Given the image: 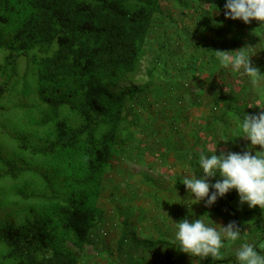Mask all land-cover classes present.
Wrapping results in <instances>:
<instances>
[{
    "label": "trees",
    "instance_id": "16d2710c",
    "mask_svg": "<svg viewBox=\"0 0 264 264\" xmlns=\"http://www.w3.org/2000/svg\"><path fill=\"white\" fill-rule=\"evenodd\" d=\"M161 12V0H0V109L24 113L27 131L10 138L40 160L0 148V264L86 259L107 171L132 137L126 114L141 90L122 86L140 73Z\"/></svg>",
    "mask_w": 264,
    "mask_h": 264
},
{
    "label": "rangeland",
    "instance_id": "374dc122",
    "mask_svg": "<svg viewBox=\"0 0 264 264\" xmlns=\"http://www.w3.org/2000/svg\"><path fill=\"white\" fill-rule=\"evenodd\" d=\"M226 2L161 0V17L152 29L148 55L141 64L140 73L134 81L122 86L141 90L129 103L126 114L128 131L124 137L127 133L132 137L126 145L121 144L120 154L107 171L99 201L105 221L92 231L82 264H208L206 258L187 253L180 260L179 246L144 242L148 184L156 187L154 179L146 180L144 174L157 169L158 163L162 170L165 164L166 167L175 166L174 160H199L201 153L220 155L219 149L209 145L222 141L235 145L238 150L246 148L253 155L261 150L243 137L239 125L244 115H259L264 111V79L253 85L243 70L236 72L231 66L224 68L219 64L207 73L196 71L197 67L215 58L216 50L237 51L251 46L250 62L264 74V31L261 33L257 29H264V24L256 20L245 24L240 19L226 18ZM253 23L257 24L253 26ZM242 32L246 43L234 47L232 41L239 39ZM154 66L158 68L156 80L147 74ZM20 70L24 71L23 64ZM0 105L9 106L7 103ZM25 125L22 111L3 113L0 109V148L9 155H20L29 162L40 163L30 153L20 151L10 138L9 132H26ZM203 143L208 144L207 149L201 147ZM184 147L187 149L183 151ZM192 148L194 151L190 152ZM162 178L160 184L166 190L177 181V177L169 174ZM5 184L0 181V188ZM220 198V204L231 206L235 214L239 213L238 222L243 230L249 226L254 233L248 238L250 233L244 231L241 239L225 241L224 250L234 254L247 243L258 245L256 250L264 255V210L241 204L235 189ZM216 261L213 264H217ZM236 261L235 257L233 262Z\"/></svg>",
    "mask_w": 264,
    "mask_h": 264
},
{
    "label": "clouds",
    "instance_id": "9594fccd",
    "mask_svg": "<svg viewBox=\"0 0 264 264\" xmlns=\"http://www.w3.org/2000/svg\"><path fill=\"white\" fill-rule=\"evenodd\" d=\"M225 16L233 20L240 19L245 24L256 20L264 24V0H227ZM251 46H245L237 51H214L219 65L233 71L243 70L253 85L264 79L259 68L250 62ZM264 109V108H262ZM243 137L250 140L252 146H259L260 151L253 155L251 151L241 153L228 152L220 155L212 154L199 156V167L203 176H186L182 183L195 196V203L207 197V206L214 204L218 197H223L230 190L235 189L239 194L241 204L247 203L250 208L259 206L264 210V111L259 115H244L239 125ZM216 151V150H215ZM219 173L221 180L214 184L208 178ZM215 191L209 196L210 189ZM178 229L175 240L179 242L180 250L193 257L201 259L211 256L213 259H223L221 250L225 241L235 242L240 238L241 231L235 222L227 226H209L203 217L192 222L182 219L175 223ZM239 264H264V255H261L251 244H243L236 252Z\"/></svg>",
    "mask_w": 264,
    "mask_h": 264
},
{
    "label": "crops",
    "instance_id": "0c3cea01",
    "mask_svg": "<svg viewBox=\"0 0 264 264\" xmlns=\"http://www.w3.org/2000/svg\"><path fill=\"white\" fill-rule=\"evenodd\" d=\"M223 142L224 141L212 146L209 145V147H213L212 149H219L224 153L226 152L225 154L228 153V150H233L232 152L241 154L246 151V148H244L243 150H238L235 145L229 144L228 142H224L223 144ZM207 145L208 144H206L205 146V144L203 143L201 147L207 149ZM245 147L247 146L245 145ZM185 149L187 148L184 147V149L182 150L184 151ZM189 151H194V148ZM209 155L211 156V154H207V156ZM198 161L199 160L194 159H189L186 161L174 160V162L172 163H174L175 166L166 167L165 164L164 167H161L162 170H160L161 163H158L157 169L149 170L144 174L146 180L152 178L154 179L153 181L156 182V187H153L152 184H148L149 192L146 195V210H144L146 215V221L144 222V230H146V233L144 234V242L149 240L146 243H156V246L162 244L161 246H169L173 248L178 247L179 242L175 240V233L178 229L176 228L175 223H179L182 219L185 218L188 219L189 222H192L200 217H203V219L209 226L216 227L217 229H219V226H227L230 222H235L237 226H239L241 231L239 239L244 236V231L250 233L248 238L253 236L254 233L250 228L248 229L249 226H246L245 230H243V227H241L240 223L238 222L239 213L235 214V209L226 204L224 206L223 204L219 203L222 202L220 197H218L216 202L211 206H207V197L200 200V203H195L194 194L190 193V191L182 183V180L186 176L195 175L198 179L203 176L202 169L199 167ZM153 165L156 164L154 163ZM168 174L177 177V181H175L172 186L168 187V190H166L162 188L160 182H162V177H165ZM159 177L161 179H158ZM221 179L222 178L220 177L219 173H217L215 177L208 178V182L210 184H214ZM214 191V188L210 189L209 196ZM197 204L201 205L198 206ZM244 214L246 216L248 215L246 213ZM239 249L240 248H238V250ZM178 250L179 255L181 256L180 260H182V256L184 254L186 255V253L180 250V246L178 247ZM221 252L223 255V259H234L236 257L237 251L234 252V254H231L229 253V250L225 251L223 248ZM206 259L208 264H213L216 261V259H213L211 256L206 257ZM233 263L239 264V261L231 262L230 264Z\"/></svg>",
    "mask_w": 264,
    "mask_h": 264
}]
</instances>
